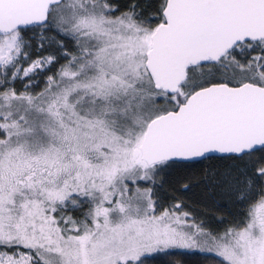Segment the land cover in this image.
Wrapping results in <instances>:
<instances>
[{"label": "snow or ice", "instance_id": "snow-or-ice-1", "mask_svg": "<svg viewBox=\"0 0 264 264\" xmlns=\"http://www.w3.org/2000/svg\"><path fill=\"white\" fill-rule=\"evenodd\" d=\"M0 264H264V0H0Z\"/></svg>", "mask_w": 264, "mask_h": 264}, {"label": "trees", "instance_id": "trees-1", "mask_svg": "<svg viewBox=\"0 0 264 264\" xmlns=\"http://www.w3.org/2000/svg\"><path fill=\"white\" fill-rule=\"evenodd\" d=\"M121 2L123 3L125 0H121ZM177 195L190 206L192 211L206 217L213 224H215V217L224 215L227 211L226 209H218L210 204L198 188H193L189 193H177Z\"/></svg>", "mask_w": 264, "mask_h": 264}]
</instances>
